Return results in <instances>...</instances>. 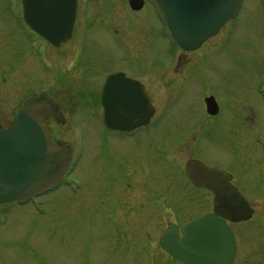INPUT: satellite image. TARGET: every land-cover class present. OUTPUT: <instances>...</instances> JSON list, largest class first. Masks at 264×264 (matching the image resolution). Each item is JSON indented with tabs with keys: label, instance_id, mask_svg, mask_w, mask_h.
I'll return each mask as SVG.
<instances>
[{
	"label": "rangeland",
	"instance_id": "obj_1",
	"mask_svg": "<svg viewBox=\"0 0 264 264\" xmlns=\"http://www.w3.org/2000/svg\"><path fill=\"white\" fill-rule=\"evenodd\" d=\"M18 5L19 0H0L3 120L32 91L52 89L56 95L52 80L39 79L41 71L29 70L23 57L18 68L11 67L13 56L19 59L24 54L20 34L25 30L17 26L13 13L15 7L20 10ZM105 15L127 36L128 63L141 60L143 74L151 78L144 77L146 83L154 87L150 95L158 120L143 131L151 133L148 145L108 141L112 132L97 114L65 104L67 126L63 132L55 123L51 127L56 138L75 151L65 180L76 184L63 181L36 203H0V264H183L160 247L159 236L171 222L182 228L212 211V194L195 188L185 173V163L192 157L234 172L235 182L256 208L251 219L232 224L238 244L234 264H264V161L242 141L245 130L258 133L264 128V109L256 91L264 84V0H244L240 15L196 53L187 54L182 65L173 64L178 47L151 11L138 15L144 27L128 8ZM80 32L82 57L106 66L115 51L107 39L109 32L99 27ZM210 93L221 106V114L214 118L207 115L204 103ZM85 96L80 94V106H89L83 103ZM250 103L257 108L251 111L256 119L238 123L235 116L248 115ZM123 162L130 168L140 165L136 169L148 175L132 168L128 172L133 176L125 183L103 184L110 176L125 179Z\"/></svg>",
	"mask_w": 264,
	"mask_h": 264
},
{
	"label": "water",
	"instance_id": "obj_2",
	"mask_svg": "<svg viewBox=\"0 0 264 264\" xmlns=\"http://www.w3.org/2000/svg\"><path fill=\"white\" fill-rule=\"evenodd\" d=\"M135 3H138L136 0ZM168 26L172 37L185 50L199 48L239 13L243 0H149ZM25 21L54 44L71 36L76 0H22ZM140 5H138L139 7ZM123 88L107 82L103 91L104 122L109 128L130 130L149 121L153 110L142 88L138 99L133 81ZM210 114L218 110L214 98H207ZM64 123L57 104L46 94L27 97L8 127L0 123V203L25 202L56 185L72 159L71 145L58 146L46 122ZM138 119L136 123H132ZM129 122H125V121ZM185 171L192 182L214 193L213 212L184 225L182 234L170 224L160 244L172 257L185 264H233L237 243L228 221L249 220L254 213L245 197L225 173L199 159H189Z\"/></svg>",
	"mask_w": 264,
	"mask_h": 264
},
{
	"label": "flooded vegetation",
	"instance_id": "obj_3",
	"mask_svg": "<svg viewBox=\"0 0 264 264\" xmlns=\"http://www.w3.org/2000/svg\"><path fill=\"white\" fill-rule=\"evenodd\" d=\"M136 1L138 3H135V1L133 0H76V12H75L74 25L71 36L62 39L57 44H54L51 41H49L47 38L39 35L31 28L29 24L26 23L23 16L22 1L19 0V5L17 6V8L19 9L20 6V10L19 11L16 10L15 7L13 13L16 18L15 22L18 23L17 26L25 30V33L20 34V36H23L22 40L24 42V54L23 56H20L19 59L16 56L14 58L13 56L11 67H13V69L18 68L17 66L21 63V59L23 57L28 62L29 70L36 68L39 69V71H41L39 75V79H43V81H47V79L49 78L50 80H52L51 86L52 88H54L56 95L52 93L53 92L52 89L50 91L40 89V91L30 92L29 94L23 96V98L15 104L16 105L14 108L15 110L13 109V113L11 117H8L5 120H3L0 117V123L4 127H7L14 120L16 111L20 107H22L24 100L28 96L45 92L49 95V97H51L57 103V107L59 111L65 117L64 123H60L56 119H49L47 121V126L50 129L52 138L57 145H63L64 142L56 138V136L53 133L55 131L52 129L51 124L55 123L57 127L60 128L58 132H63V129H65L68 123L67 122L68 116L66 111H64L65 110L64 106L65 104H67L71 106L70 109H72L73 107L74 108L80 107L81 109H87L89 112L92 111V113L97 114L100 120L102 121V123L104 124V127L109 132H112L107 136L108 141L113 140L117 143H122L123 145L125 144L129 146L133 145L135 147H142V148L147 146L148 144H146V142L149 141L148 137L151 135V133L149 132L143 133V131L146 128H148V126H154V124H156L158 120L155 117L156 110L150 95V92L152 93V89H154V87L153 84H150V82L149 84L146 83L144 77H146V79L150 77L149 75L143 74L141 67L142 66L141 60L140 63L138 61H135L134 63H128L129 56H128V50H126L128 48L127 36H125L124 33L121 31V29L117 27L115 21H111L107 19L105 15L107 12L122 11L128 8L130 13L134 14L136 18L141 20V23L144 27L145 23L140 18V16L138 17V15L149 10L153 13V15L156 17L158 22H160L162 27L166 29L167 34L170 37L167 26L161 21L153 5L148 0H136ZM138 5L140 6L138 7ZM91 13L93 14L92 16ZM97 13H100L99 14L100 16H98L96 20L95 14ZM231 21H229L228 23H230ZM228 23H226L220 29L218 34L227 26ZM94 27L106 29L110 34L107 39L113 42V48L115 50L113 53V59H108L106 66L100 65L99 62L96 60V58L86 57L87 59H84L82 57L83 53L80 48V40H81L80 31L84 28H94ZM177 47H178L179 56L178 59L174 60L173 64L179 61L180 64L182 65L183 63L185 64L187 63V58H186V56H188L187 54L196 53L199 49L203 47V45L196 50H190V51L184 50L178 45ZM176 65H174V68L178 69L179 67ZM43 72L48 73V75L50 76H48L47 74L44 75ZM157 76L160 78V75ZM125 79H129L133 81L131 88L134 93L132 94V96L136 95V102L138 99V90L140 89V87L142 88V90L145 91L149 101V107L152 108L153 113L147 123L142 125H136L135 128H132L130 130L112 129L106 125L103 118V114H104L103 91L107 82L109 83L112 82L114 89L116 91H119L120 89L123 88L122 83L124 82ZM256 91L260 104L259 107H262L261 109H264V84L263 83L259 84ZM80 94L87 95V97L85 96L87 100L83 101V103L87 102L86 104H88L89 106L79 105L80 103H82L80 100H78ZM65 95H67L66 97L70 98V100L67 102L64 100L66 99ZM210 97L214 98L215 102L217 103L218 110L216 114H210L208 112L206 100L207 98ZM204 103H205L206 113L208 116L214 118L221 114L220 102L218 101L215 94L210 93L208 96H205ZM93 107H98V109L100 110V114H99V110H94ZM252 109L256 110L257 108H254L253 105L251 104L250 107H248V111L250 110V113L248 115L247 114L245 116L238 115V117L235 116V119L238 120V123L244 124L247 122V120L249 121L250 119L254 121L256 117L255 114L253 116L251 115ZM252 113H254V111H252ZM137 121L138 119H134L132 123H136ZM125 122H129V121L127 120ZM254 124L255 123L251 125V128L254 127ZM244 130L245 129H243V131ZM252 134H254L253 143L251 142ZM243 135L244 136L242 137V141L244 142L245 147H252L253 149H256L259 153L258 154L259 159L264 161V128L262 131H259L258 133L256 132L252 133V131L248 133L245 130ZM237 146L240 147L239 140L237 141ZM73 156H75L74 150H73ZM139 156H141V154H139ZM143 158L137 160L136 162L141 163V160H143ZM108 161L113 163V158H109ZM126 163L127 162H123V167H125V171L122 172L123 176L125 177L124 180H117V178L110 176L106 178L108 181H106L105 183L103 181L106 179L103 178L102 183L109 186L111 184L115 185L117 183L118 184L125 183L126 180L130 177V175L133 176V172L131 171L128 172L129 169L131 170L133 168L134 172L136 173L138 171L136 167L139 170L142 168L140 165L138 166L136 165V167L130 168V166L132 165H128V164L126 165ZM129 163L132 164L131 161H129ZM203 163H205L210 168H215L223 171L226 177L228 178V180L230 181V183L237 188V190L247 199L249 204L254 208V214H255L256 211L255 206L251 204L247 195L240 188L239 184L235 182L233 171L231 172L228 168H224L220 164H211L205 159H203ZM108 172H113V169H109ZM138 172L140 173V175L143 174L148 175L147 172H144L142 170ZM189 181L191 182L190 179ZM197 189H202V188H197ZM203 190L210 192L212 194L214 201V193L211 190H208L204 187ZM242 222H246V221H242ZM236 223H241V222H236ZM236 223H231V226L232 224H236Z\"/></svg>",
	"mask_w": 264,
	"mask_h": 264
}]
</instances>
